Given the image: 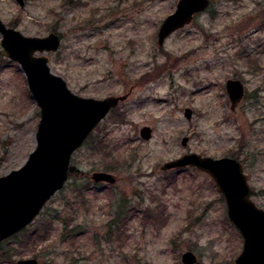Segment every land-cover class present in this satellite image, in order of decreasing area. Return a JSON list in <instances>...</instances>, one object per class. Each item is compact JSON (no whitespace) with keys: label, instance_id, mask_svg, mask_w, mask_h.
Segmentation results:
<instances>
[{"label":"rangeland","instance_id":"374dc122","mask_svg":"<svg viewBox=\"0 0 264 264\" xmlns=\"http://www.w3.org/2000/svg\"><path fill=\"white\" fill-rule=\"evenodd\" d=\"M178 1L0 0L8 26L60 34V48L42 54L75 94L126 96L72 155L70 167L86 177H69L26 229L1 242L0 264H184L189 250L195 264H236L243 238L211 175L162 166L190 152L237 158L264 209V0H210L160 46L158 28ZM1 36L3 176L36 148L41 114ZM230 79L245 88L234 109ZM98 171L116 181H93Z\"/></svg>","mask_w":264,"mask_h":264},{"label":"water","instance_id":"95a60500","mask_svg":"<svg viewBox=\"0 0 264 264\" xmlns=\"http://www.w3.org/2000/svg\"><path fill=\"white\" fill-rule=\"evenodd\" d=\"M22 7L25 0H16ZM210 0H179L176 9L162 22L158 42L175 31L189 26L194 16L205 11ZM1 47L3 54L19 63L25 74L33 99L40 107V121L36 133V148L19 169L0 176V243L30 225L43 210L47 202L69 179L72 155L110 113L126 99V96H108L102 99L75 94L66 80L54 73L46 52L60 48V34L51 32L47 36H28L8 26L0 17ZM38 53H41L42 56ZM226 89L234 109L245 95L242 81L230 79ZM192 109L186 108L190 120ZM141 136L150 139L149 126L141 129ZM188 137L182 140L187 145ZM195 166L211 175L223 194L227 213L234 227L243 238V248L236 257V264H264V209L252 199V188L242 163L234 157L214 158L196 152L186 153L168 161L163 169ZM95 182L114 183L116 177L109 172L92 174ZM184 264L198 261L193 251L182 254ZM16 264H38L36 258L21 259Z\"/></svg>","mask_w":264,"mask_h":264},{"label":"trees","instance_id":"16d2710c","mask_svg":"<svg viewBox=\"0 0 264 264\" xmlns=\"http://www.w3.org/2000/svg\"><path fill=\"white\" fill-rule=\"evenodd\" d=\"M69 177H77V178H83V177H86V173L82 172V171H79L77 168L75 167H72L70 168L69 170ZM48 231L47 228H43V232L42 233H46ZM36 234V232H34ZM3 245L2 243H0V255H4V251H3Z\"/></svg>","mask_w":264,"mask_h":264}]
</instances>
